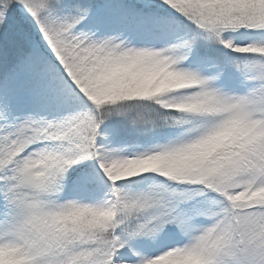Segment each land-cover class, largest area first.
Wrapping results in <instances>:
<instances>
[{"label": "snow or ice", "instance_id": "1", "mask_svg": "<svg viewBox=\"0 0 264 264\" xmlns=\"http://www.w3.org/2000/svg\"><path fill=\"white\" fill-rule=\"evenodd\" d=\"M0 264H264V0H0Z\"/></svg>", "mask_w": 264, "mask_h": 264}]
</instances>
